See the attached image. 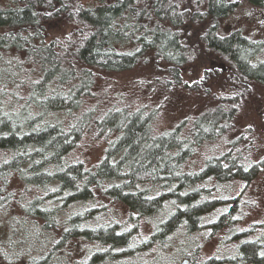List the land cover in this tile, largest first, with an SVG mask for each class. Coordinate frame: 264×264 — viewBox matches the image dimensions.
<instances>
[{"label": "trees", "instance_id": "16d2710c", "mask_svg": "<svg viewBox=\"0 0 264 264\" xmlns=\"http://www.w3.org/2000/svg\"><path fill=\"white\" fill-rule=\"evenodd\" d=\"M78 1L76 9L71 10ZM203 3L199 9L185 6L182 0L0 2V27L5 29L0 33V55L11 49L17 53L14 67H10L11 80L0 77V181L6 185L9 176L18 174L32 187L56 185L62 204L50 208L33 202L31 208L27 207L32 214L43 215L44 225L55 222L56 210L92 198L99 188L138 214L157 212L166 199L173 200L175 212L153 234L163 241L181 223L192 229L197 227L202 216L220 204L217 198H201L199 191L187 190L198 178L251 177L256 164L247 169L242 155L231 149L210 158L200 172L180 170L198 147L220 137L233 125L238 106L235 96L223 98L166 131L155 129L152 112L144 107L122 105L104 109L89 107L87 103L97 72L130 69L146 55L153 54L163 63V81L181 82L183 66L194 53L183 36V27L193 18L209 19L208 24L204 23L202 42L229 62L233 84L264 85L263 47L240 28L221 31L220 19L231 13L235 4L229 0ZM69 10L87 28L82 37L72 41L71 48L62 46L57 39L48 40L43 22L48 16ZM215 65L213 70L217 71L219 64ZM90 129L100 134L117 133L109 140L100 161L88 167L68 155ZM144 181L160 185L164 191L150 195L140 188ZM3 189L0 186V194ZM87 219L74 214L62 237H85L112 245L130 241L128 232L113 226L94 233ZM17 220L10 219V225L16 226ZM21 221L25 222V218ZM219 221L229 219L222 213ZM8 234L10 242H20L10 231ZM242 242L237 255L254 264H264V240L254 237Z\"/></svg>", "mask_w": 264, "mask_h": 264}, {"label": "rangeland", "instance_id": "374dc122", "mask_svg": "<svg viewBox=\"0 0 264 264\" xmlns=\"http://www.w3.org/2000/svg\"><path fill=\"white\" fill-rule=\"evenodd\" d=\"M11 1L0 0L1 3ZM81 1L91 4L97 0ZM182 1L185 6L199 9L204 6L203 0ZM229 1L235 4V8L220 19L221 31L240 28L264 50V3ZM79 3L70 9L75 10ZM75 17L70 10L46 17L43 21L46 38L57 39L62 46L71 48L72 41L87 32L85 25ZM207 21V18H193L184 24L183 36L194 53L183 66L181 82L163 81L166 78L161 68L163 63L157 61L153 54L146 55L130 69L97 72L87 103L89 107L104 109L122 105L144 107L152 112L155 129L166 131L179 122L192 119L223 98L235 96L238 106L233 125L220 137L198 147L180 170L200 172L210 158L231 149L233 153L242 155L247 169L256 164L251 177L220 179L204 175L198 178L187 190L199 191L201 198H217L220 204L205 213L197 227L192 229L181 223L162 241L153 234L160 223L176 210L177 206L170 198L157 212L138 214L98 188L92 198L77 200L56 210L55 222L44 225L46 219L43 215H34L27 207L33 202L50 208L62 204L57 186L51 184L39 189L13 174L5 180L6 185L0 181L4 188V193L0 194V264H183L185 259L186 264H254L237 254L238 247L246 238L264 240V85H248L249 82L233 84L229 62L207 49L202 42L201 34ZM4 30L0 27V33ZM3 53L0 55V77L11 80L10 67H14L13 58L17 53L14 49ZM215 64L220 66L217 71L213 70ZM167 78H170L169 73ZM116 133L100 134L90 129L84 132L68 156L91 167L103 157L109 140L114 139ZM140 188L148 190L150 195L164 191L160 185L150 181L140 183ZM222 213L229 221H219ZM74 214L82 220L88 218V225L94 233L113 226L128 232L130 241L112 245L111 242L85 237L65 239L62 237L63 229L70 227V217ZM13 217L19 219L14 227L10 225ZM24 218L26 226L21 221ZM8 231L20 242H10Z\"/></svg>", "mask_w": 264, "mask_h": 264}, {"label": "water", "instance_id": "95a60500", "mask_svg": "<svg viewBox=\"0 0 264 264\" xmlns=\"http://www.w3.org/2000/svg\"><path fill=\"white\" fill-rule=\"evenodd\" d=\"M186 262H187V259H185V260L183 261V264H186Z\"/></svg>", "mask_w": 264, "mask_h": 264}]
</instances>
